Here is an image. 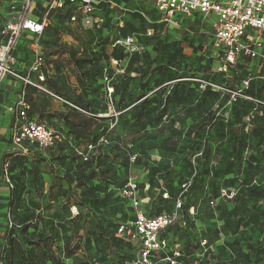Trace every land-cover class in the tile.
Wrapping results in <instances>:
<instances>
[{"label":"rangeland","instance_id":"374dc122","mask_svg":"<svg viewBox=\"0 0 264 264\" xmlns=\"http://www.w3.org/2000/svg\"><path fill=\"white\" fill-rule=\"evenodd\" d=\"M105 1L102 30L84 29L66 11H55L39 39L48 81L64 87L69 102L80 101L83 111L98 119L90 138H76L74 146L86 149L97 136L108 138L109 143L95 156V169L103 175L89 178V170L83 171L84 164L74 153L60 147L37 153L29 147L33 150L29 156L12 158V132L8 129L5 137L0 135V184L8 186L2 176V164L8 160L10 173L15 172L11 179L22 182L23 192L21 201L14 200L10 187L6 194L0 193V244L11 233V220L22 226L17 233L25 244L39 239L40 234L52 243L51 250L34 249L42 264H114L107 244L101 242L98 247L94 243L98 221L115 234L117 262L138 264V243L118 234L121 226H129L136 217L133 203L120 193L132 181L148 216H177L168 247L155 255L157 264H169L165 257L177 250L186 264H264V201L254 197L247 212L240 208L238 215V203L233 201L242 188L253 187L258 193L264 189V89L257 78L259 62L242 60L228 72H219V51L207 21L196 18L176 27L160 22L162 17L151 0ZM128 35L136 36L148 53L139 56L132 71L133 59L124 50L118 61L101 60L104 49L111 54L114 39ZM25 39L33 41L34 37L28 34ZM24 45L14 54L20 73L31 70L35 56L32 44ZM63 48L78 58L94 57L97 65H87L83 71L71 66ZM154 48L160 50L152 54L158 69L140 78L138 71L147 66ZM251 78L246 95L254 101L243 99L238 104L223 93L213 96L190 81L205 79L227 90L229 86L241 90ZM185 79L189 81L172 88L177 80ZM13 93V88L2 85L0 100L11 102ZM140 105L145 120L135 126ZM4 111L0 107V130L6 119ZM81 115L78 118L86 119V114ZM209 120L207 133L202 134L200 125ZM201 144H206L204 155L199 151ZM27 164L33 168L29 174L24 171ZM51 167L58 177L53 190ZM68 181L76 196L90 201L86 209L73 210L76 205L69 199ZM223 190L234 196L218 201ZM179 203L185 208L178 209ZM83 213L89 217L84 228ZM240 218L247 228L237 224ZM67 242L72 251L77 250L74 257L65 253Z\"/></svg>","mask_w":264,"mask_h":264},{"label":"built area","instance_id":"2783aa9c","mask_svg":"<svg viewBox=\"0 0 264 264\" xmlns=\"http://www.w3.org/2000/svg\"><path fill=\"white\" fill-rule=\"evenodd\" d=\"M32 1L10 0V18L0 23V39H6L3 43L0 42V84L5 77H12L25 86L39 89L52 98H56L83 113L82 110L51 93L44 86L46 83L44 72L46 65L44 57L40 53L39 39L48 28L52 13L63 10L68 2L77 7L76 13L71 17L73 23L80 22L84 29L101 30L104 20L99 15L103 0H46L47 4L42 17L36 19L28 16ZM4 3V0H0V8ZM153 3L157 11L162 14V22L166 25L179 27L184 19L201 14L203 19L210 23L213 30V42L219 51L218 71L225 73L242 60H255L259 62L262 70L257 78L264 82V0H153ZM23 34H31L34 37L35 60L30 73L27 75L20 74L14 69L13 52L22 41ZM112 47L124 48L129 56L145 52L144 46L138 43L136 37L119 39L113 43ZM31 74H38L37 81H33ZM252 81L253 78L248 79L244 83L245 89L235 91L221 88L204 80L197 82L203 89L210 87L214 91L229 93L234 102L238 99L252 102L254 99L246 95ZM109 92L111 93V90ZM30 110L26 92L23 90L15 107V121L11 129V146L16 155L29 154V147L44 149L67 144L69 147H73L74 152L84 162H87L91 154L96 153L109 143L105 136L95 143L89 144L86 149L73 146L64 131L45 123H38L30 117ZM137 192L138 186L132 181L128 182L120 191L122 197L133 203L136 217L129 226H121L118 234L140 243L138 264H157L155 255L158 251L165 250L169 243L162 238V234L175 224L177 216L167 213L149 218L142 209V201ZM222 192V198L234 196L233 194L229 195L230 191L223 190ZM181 205V203L178 204V209L181 208ZM73 210H76V207ZM9 224L10 227L13 225L11 220ZM179 258H181V252L177 250L172 256L165 257V261L169 264H186L181 262Z\"/></svg>","mask_w":264,"mask_h":264},{"label":"trees","instance_id":"16d2710c","mask_svg":"<svg viewBox=\"0 0 264 264\" xmlns=\"http://www.w3.org/2000/svg\"><path fill=\"white\" fill-rule=\"evenodd\" d=\"M76 9H77V7L75 5H72V4H70L68 2V4L66 5V7L63 10H58V11H66L67 15H69V18H71L73 16V14L76 13V11H77ZM100 9H101V12H103L102 5L100 6ZM196 18H199V19L201 18L203 21H205L203 19L202 15L200 14V15L194 16L193 18H186L181 23H184V21H186V20H191V19H196ZM209 26H210V23H209ZM210 28H211V26H210ZM211 35H212V38H213V30H212V28H211ZM119 39H121V38H119ZM119 39H114L113 43L115 41L119 40ZM113 43H112V45H113ZM112 45H111V47H112ZM64 50L65 51H63V53L66 54V55H69L68 64L71 65V66L74 64V65H76V67L78 69H81L83 71L86 68L87 65H92V64L97 65L96 62H95L96 58H94V57L78 58L76 56V54L69 53L67 48H65ZM123 50L124 49L122 47H119V48H113L112 47L111 54H109L108 51L104 49L102 51V53H101V57H102L101 60L102 61L106 60L107 62H109L111 60V58H113L114 60L118 61L123 56ZM146 53H147L146 49H145L144 53L135 54L134 56H129L126 53L130 58L133 59V61L131 62L132 64H130V66H129V69H130L129 71H132V69H134L135 62L138 60L139 56L140 55H145ZM153 53L159 54L160 53L159 48H154L152 50V52L149 53V55H148L149 58L146 61V62H148L147 66L138 71L139 72L138 76L140 78H145V77H147L149 75V73L152 70H157L158 69L156 58H152V54ZM247 61L251 62L253 60H246V62ZM89 73L90 72L87 71L85 73V75L87 76V74L89 75ZM202 80L208 81V82H210V83L215 85V83H213L212 81L205 80V79H202ZM202 80H200V81H202ZM182 81H188V80L187 79H185V80H177V85L172 86V88H174L175 86H179L178 83L182 82ZM195 81H193V82L196 83L197 86H200L199 82H195ZM263 89H264V82H263ZM228 90L235 91L236 88L234 89L232 86H229ZM49 91L51 93L57 95L58 97L62 98V99L66 100L68 98L65 94H63L60 91V88L58 87V85L55 82L50 81V89H49ZM205 91H207L208 93H211L213 96H218L219 93H223V95L231 98L229 93L214 91L210 87H207L205 89ZM246 94H248V92H246ZM242 101L245 102L243 99H238L237 101H235V103L238 104L239 102H242ZM79 103H80V101L79 102H74L73 104H74V106H76L77 108H79L80 110L83 111L84 109L79 105ZM262 108H263V113H264V106ZM141 111H142V105L138 106L137 110L135 111V113H136V115H135L136 119H135V123H134L135 126L143 125V123H144L145 116H143V113ZM83 113H85L86 115H89V117H88L87 120H85V119L84 120L83 119L79 120V123H78L79 125H76V122H73V124L71 125L72 120H70V118L68 116H65L64 114H60V113L49 114V113H46L45 111H39V110L37 111V110L33 109L32 107H31V110L29 112V115L31 117V116H35L36 114H39L41 116V119L48 120V121H51L52 119H55V118L64 120L65 123H66V126L69 128V130H71L70 132H65V133H66L67 137L71 140V145L74 146L76 138L77 139H85L86 137L90 138L91 134L93 133V131L91 130L93 124L94 123H98V119H97V117L95 115H93L91 113H87L85 111H83ZM214 118H215V115H212L211 119H214ZM210 122H211V120L206 121V122H204L203 124L200 125V129L202 131V134H206L207 133V130L210 127ZM101 137H105V136L104 135L103 136H97L95 139H92V142L89 143V144L95 143ZM56 147H60L63 150H70L71 152H73L74 155L77 157V159L80 160L81 163L84 164V170L83 171L89 170V175H88L89 178H91V179L101 178V175H103V172H99V171H97L95 169V165L97 163L96 159H95V156L103 148H101L96 153L91 154L89 160L87 162H84L74 152L73 147L71 148L67 144H65V145H63V144L57 145ZM33 148H36V150H35L36 153L42 150V149H40L38 147H33ZM12 151H13V154L11 155L12 158L27 157L33 152V150H31V148H30V153L29 154L21 156V155H16L15 151L13 150V148H12ZM199 151L203 152V155L206 154V144H204V145L201 144L200 147H199ZM2 165H3V175H2L3 176V180L6 181V184H8V187H10V186L14 187L13 181L11 179L12 175H11V173L9 171L10 165L8 163V160H5ZM7 165H8V167L6 168ZM51 172H52V184L50 186V190H53L56 187V185H57V178L58 177H56L55 169L53 167H51ZM67 183H68V192H69V194L71 196V198H69V199L72 201L73 205H76L75 206L76 208L77 207H81L83 209H86L87 206L89 205L90 201L88 199H81L80 197L76 196L74 187H72V182L68 181ZM126 184H124L123 187ZM123 187H122V189H123ZM247 188H248V191H245L242 188L240 190V193H238V195L233 198L234 199L233 201L238 203L236 205V207L238 208L236 213H235L236 215L239 214L238 211L240 210V208H242L243 212H247L248 203H249L250 200L254 199V197L256 199H258V200H263L264 201V189H262L263 190L262 192L258 193L255 188L253 189V187H247ZM220 200H221V195H219V198H218V201H220ZM239 200H241L240 203H239ZM181 208H185V206L181 205ZM156 216H158V215H156ZM156 216H148V217L149 218H153V217H156ZM88 218L89 217L85 213H83L82 224H81L82 228H84ZM259 221H260V218L258 217L256 219L255 223L258 224L257 222H259ZM243 222H244V220L243 219L241 220V218H240L238 220L237 224L240 225V226H243V228H247L248 225L243 224ZM12 223H13V221H12ZM21 227L22 226L13 223V225L9 229L11 233H9V235L5 239V244L4 245L0 244V264H16L15 261L17 262V264H42L41 262L37 261V259L35 257L36 254H35V250L34 249H38L40 251L46 250L47 248L49 250L52 249V247H53L52 243L50 241H47L41 234L39 236V239H37V240L33 239L31 241H27V244H25V242L22 241V239H23L22 235H18L19 232H18L17 229H21ZM96 228L98 229V232H95V234H94V243L97 244L98 247H100L99 243H101V242L107 244V250H109V254L111 255L110 260H112V262L114 264H119L117 262V260L115 259V256H114V253H115L114 246H115V244L113 243L112 238L115 236V234L114 233L110 234L108 229L104 228V226L98 221H96ZM172 228H173V226L168 228L166 231H164L163 234H162V238H164V239H166L168 241V236H169ZM119 229H118V232H119ZM86 242H87V244L89 246H91L90 245L91 241L89 239H87ZM136 243H138V242L136 241ZM65 245H66L65 246V253L67 254V256L68 257H74L76 252H77V250L76 251H72L68 242ZM138 245H139L138 246V253H139V250H140L141 246H140V243H138ZM181 257H182V255H181ZM101 259L104 262H106V257L101 258ZM179 259H180V261H182L181 258H179ZM75 264H78V261H76Z\"/></svg>","mask_w":264,"mask_h":264},{"label":"crops","instance_id":"0c3cea01","mask_svg":"<svg viewBox=\"0 0 264 264\" xmlns=\"http://www.w3.org/2000/svg\"><path fill=\"white\" fill-rule=\"evenodd\" d=\"M5 3L3 4V6L0 8V23H3L5 22V20L9 19L10 18V12H9V3H10V0H4ZM37 4H36V3ZM45 2V3H44ZM151 3L153 4V8L157 11V9L155 8L154 6V3H153V0H151ZM46 0H33L32 1V6H31V9L28 13V16L30 18H33V19H36V18H41L42 17V14H43V11L46 7ZM102 5V8L104 10V6L106 5V1L103 0V3L101 4ZM31 11H33V13H31ZM157 13H159L157 11ZM74 15V14H73ZM160 17H162V14L159 13ZM101 18H103L104 20V25L103 27H105V24H106V17L102 14L99 15ZM111 18V17H109ZM52 19V18H51ZM81 19V18H80ZM71 20V18H70ZM157 20H160L159 18ZM163 20V17L161 19L160 22H162ZM120 26H123V20H119ZM78 25H81V23H77ZM50 25V24H49ZM82 26V25H81ZM83 27V26H82ZM102 27V28H103ZM92 30V29H90ZM102 30V29H101ZM46 31V30H45ZM44 31V32H45ZM46 33V32H45ZM44 33V34H45ZM150 33V32H149ZM43 34V35H44ZM28 36V34H23L22 35V40L25 39L26 37ZM128 37H134L133 35H128V36H124V37H121V39H124V38H128ZM136 37V36H135ZM137 39V37H136ZM6 39H0V42L3 43ZM138 41V39H137ZM27 43H30L32 44V48H33V41H29L27 39H25L22 42H20V44L14 49V52H13V56L15 58V52L18 50V48H20V46H23V47H26L24 44ZM139 43V41H138ZM140 44V43H139ZM124 49V48H123ZM35 52V51H34ZM35 60V56H34V59L32 61V64ZM16 60H15V64H14V69L16 70ZM31 64V65H32ZM46 68V67H45ZM261 69V68H260ZM17 71V70H16ZM18 72V71H17ZM44 72H45V69H44ZM260 73L262 72V70L259 71ZM20 73V72H18ZM22 74H29V72L27 73H24V72H21ZM20 73V74H21ZM46 74V83L44 84V86L49 90L50 89V81H48V75L47 73L45 72ZM37 75L38 74H31V77L33 79V81H37ZM260 76V75H258ZM257 76V77H258ZM8 78H10V80H8ZM189 81V80H188ZM191 82L195 81L194 79H191L190 80ZM8 85L9 87L13 88L14 89V93L12 95H10L9 99L11 100V102L9 103H3L1 100H0V107H2V109H4V114H5V121H1V125L3 123V127L2 129L0 130V135L2 137H5L6 134L8 133L7 130L9 129V131L11 132V129L13 127V124H14V121H15V115H14V111H15V107H16V104L18 103L19 101V96L21 94V92L23 90H25L26 92V98H27V101L28 103L30 104V107H32L33 109L35 110H39V111H45L46 113H49V114H55V113H60V114H64L65 116H68L70 118V120H72L71 122V125L73 124V122H76V125H79V120H81L79 117H82L81 114H85V113H82L81 111L77 110V109H74L72 106L70 107L69 105L65 104L64 102L56 99V98H52L51 96L47 95L46 93L42 92L41 90H37L33 87H29V86H25L22 82H18L17 80L13 79L12 77H5L1 84H0V89H1V86L2 85ZM59 87V86H58ZM60 88V87H59ZM64 87H61L60 88V91L63 93V89ZM65 94V93H63ZM66 95V94H65ZM65 100V99H64ZM66 102H68L69 104H72L74 105L72 102H69L67 99L65 100ZM39 114H36L35 116H31L32 119H34L35 121H37L38 123L41 122V123H45L51 127H54V128H57L59 130H62L64 132H70L71 130H69V128L66 126V123L64 120H61V119H52L51 121H48V120H43V119H37L36 116H38ZM85 116V115H84ZM89 117V115H86V119L87 120ZM2 117L0 116V119ZM75 124V123H74ZM11 141V139H10ZM3 144V143H2ZM12 148V147H11ZM12 150V149H11ZM13 154V152L11 153V155ZM5 157V156H4ZM32 166H30L29 164L26 165V167L24 168V171L25 173L29 174V171L30 172H33L32 170ZM37 169V168H36ZM15 172H11V175H14ZM32 174V173H31ZM12 181H13V185L14 187H11L12 190H13V197H14V200L15 201H21L22 200V192H23V186H22V182L17 180L16 178H12ZM31 181L32 178H31ZM33 183V182H32ZM8 187V186H7ZM5 185H2L0 184V193L1 195L3 194H6L5 190L7 188ZM38 193V191H34V195ZM36 198L37 195H35ZM7 202V201H6Z\"/></svg>","mask_w":264,"mask_h":264}]
</instances>
